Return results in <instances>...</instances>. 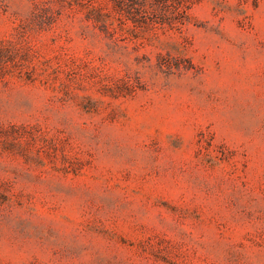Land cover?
I'll return each instance as SVG.
<instances>
[{"label":"rangeland","instance_id":"374dc122","mask_svg":"<svg viewBox=\"0 0 264 264\" xmlns=\"http://www.w3.org/2000/svg\"><path fill=\"white\" fill-rule=\"evenodd\" d=\"M173 1L0 0V264H264V0Z\"/></svg>","mask_w":264,"mask_h":264},{"label":"trees","instance_id":"16d2710c","mask_svg":"<svg viewBox=\"0 0 264 264\" xmlns=\"http://www.w3.org/2000/svg\"><path fill=\"white\" fill-rule=\"evenodd\" d=\"M112 9L124 15L136 24L168 25L169 27H180L186 17V7L180 1L173 0H110ZM101 7L92 12L96 16L105 13ZM108 13V12H107ZM106 13V14H107Z\"/></svg>","mask_w":264,"mask_h":264}]
</instances>
